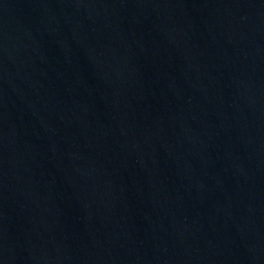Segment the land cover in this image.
<instances>
[{
    "label": "water",
    "instance_id": "obj_1",
    "mask_svg": "<svg viewBox=\"0 0 264 264\" xmlns=\"http://www.w3.org/2000/svg\"><path fill=\"white\" fill-rule=\"evenodd\" d=\"M0 264H264V0H0Z\"/></svg>",
    "mask_w": 264,
    "mask_h": 264
}]
</instances>
